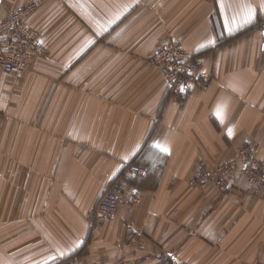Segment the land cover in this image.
Returning <instances> with one entry per match:
<instances>
[{
    "label": "crops",
    "instance_id": "1",
    "mask_svg": "<svg viewBox=\"0 0 264 264\" xmlns=\"http://www.w3.org/2000/svg\"><path fill=\"white\" fill-rule=\"evenodd\" d=\"M30 1L48 54L21 77L0 70V264L76 253L82 264H160L162 251L264 264V199L246 179L227 192L190 186L201 161L237 162L248 142L264 161V0H3L0 19ZM172 41L201 55L210 89L168 95L150 59ZM130 164L145 173L127 179L119 215L92 228Z\"/></svg>",
    "mask_w": 264,
    "mask_h": 264
},
{
    "label": "built area",
    "instance_id": "2",
    "mask_svg": "<svg viewBox=\"0 0 264 264\" xmlns=\"http://www.w3.org/2000/svg\"><path fill=\"white\" fill-rule=\"evenodd\" d=\"M38 3L30 1L0 19V70L21 77L34 53L47 54L40 33L28 25V18L36 12ZM264 32V19L258 24ZM167 82V93L175 99L185 98L192 89L208 90L213 77L203 70L200 54L185 49L181 43L172 41L160 46L151 57ZM139 166L130 164L109 184L100 196L91 215L92 228H99L119 215L129 189L128 178L144 174ZM243 176L249 191L264 199V161L256 154L255 144L248 142L239 148L238 161L211 166L201 161L190 180L193 188L214 187L220 192L229 191L236 179ZM139 201V193L133 191L127 210L131 213ZM128 226L127 222H123ZM139 248L146 247L143 240H134ZM160 264H191L168 251L158 256ZM56 264H82L80 253H76Z\"/></svg>",
    "mask_w": 264,
    "mask_h": 264
},
{
    "label": "snow or ice",
    "instance_id": "3",
    "mask_svg": "<svg viewBox=\"0 0 264 264\" xmlns=\"http://www.w3.org/2000/svg\"><path fill=\"white\" fill-rule=\"evenodd\" d=\"M221 6L223 7V4H222ZM252 12H253V10L251 9V7H249V8L247 9V11L244 13V15L246 16L247 20H250V19H251V17H252ZM229 30H231V29H229ZM157 147H161V146H160L159 144H157ZM163 150H164V151H168L167 148H164Z\"/></svg>",
    "mask_w": 264,
    "mask_h": 264
},
{
    "label": "rangeland",
    "instance_id": "4",
    "mask_svg": "<svg viewBox=\"0 0 264 264\" xmlns=\"http://www.w3.org/2000/svg\"><path fill=\"white\" fill-rule=\"evenodd\" d=\"M47 54H48V52H47ZM47 54L42 55V56H46ZM150 61H151V59H150ZM151 62H152V61H151ZM152 63H153V62H152ZM153 64H154V63H153ZM211 166H214V165H211ZM125 167H126V166H125ZM125 167L123 168V170L125 169ZM123 170H122V171H123ZM122 171H121V172H122ZM121 172H120V173H121Z\"/></svg>",
    "mask_w": 264,
    "mask_h": 264
},
{
    "label": "water",
    "instance_id": "5",
    "mask_svg": "<svg viewBox=\"0 0 264 264\" xmlns=\"http://www.w3.org/2000/svg\"><path fill=\"white\" fill-rule=\"evenodd\" d=\"M2 1H3V0H0V5H1Z\"/></svg>",
    "mask_w": 264,
    "mask_h": 264
}]
</instances>
